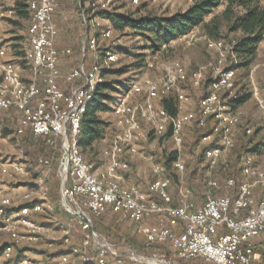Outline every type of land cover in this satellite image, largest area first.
<instances>
[{"label": "built area", "instance_id": "1", "mask_svg": "<svg viewBox=\"0 0 264 264\" xmlns=\"http://www.w3.org/2000/svg\"><path fill=\"white\" fill-rule=\"evenodd\" d=\"M130 1L140 4V0ZM116 3L117 0L80 1L86 25L84 57L87 53L96 56L100 51L104 57L102 62L91 66L83 62L63 72L61 55H71L72 50L58 48L60 30L55 14L60 0H0V136L3 129L14 126L17 138L31 132L60 152L56 167L60 181L58 204L81 230L80 240L72 242L70 226L61 228L60 236H54L52 226L36 219L55 210L49 196L55 155L31 161L0 152V177L16 179L28 175L31 169L38 171L34 189L26 191L20 200H14L0 186V264H181L180 260L264 264V197L255 193L257 187L264 188V168L256 155L247 153L242 157L245 181L237 187L236 196H214L219 182L208 178L206 199L197 204L186 184L183 151L187 126L196 122L199 127L211 128L202 138L207 145L213 144L205 151V161L211 168L220 162L227 164L228 153L236 145L242 112L230 105L231 94L225 96L237 78V68L227 64L230 56L232 64L239 63L235 42L228 45L225 40L199 35L194 28L165 44L162 50L174 47L178 40L188 44L203 41L218 54L219 60L211 68L208 93L201 97L196 109H190L192 97L183 84L202 87L207 80L205 68L190 73L181 60L158 62L156 57L149 58L147 69L159 68L162 76L145 74L122 91L114 101L117 131L108 139L104 163L98 165L86 159L80 142L82 117L99 85L105 82V65L120 62L119 47L123 46L122 38L115 36L110 25L96 22L106 21L97 14L113 9ZM22 7L29 13V25L17 47L13 40H6L2 30L4 22L21 17ZM89 14L97 29L95 34H91ZM170 93L177 95L176 114L158 103ZM253 96L264 115V93L255 87ZM144 124L164 148L171 143L177 154L172 163L178 174L177 202L171 191L173 179L166 175L165 163L155 155L148 158L155 176L148 189L128 180L131 166L124 156L139 154V143L150 136ZM252 133L253 129L247 128L246 134ZM226 184L234 187L236 181L230 177ZM109 210L134 224L136 235L149 253L129 245H125L127 253H122L119 245L95 229V217ZM40 243L57 247L39 253L35 249ZM158 245H166L169 253L152 252Z\"/></svg>", "mask_w": 264, "mask_h": 264}, {"label": "rangeland", "instance_id": "2", "mask_svg": "<svg viewBox=\"0 0 264 264\" xmlns=\"http://www.w3.org/2000/svg\"><path fill=\"white\" fill-rule=\"evenodd\" d=\"M81 0H60V8H63V18L60 21V36L58 38V46L61 51L71 49L72 54L61 55L62 70L68 71L69 69L76 67L84 57V51L82 50L83 41V27L79 18V6ZM117 6L122 13H132L133 15H154V16H167L178 11L187 10L192 4L193 0H140V5L135 7L130 3V0H117ZM61 2H63L61 4ZM264 4V2H263ZM225 4H221L213 13L206 17V22H212L214 19L219 22V36H213L203 25L196 27L199 35L207 34L211 38L217 37L225 40L229 45L237 41V39L243 35L241 31L230 32L229 26L230 20L225 17L224 10ZM62 16V15H61ZM101 25L107 24L106 21L98 19ZM89 23L91 34H95L96 28L92 20L91 14H89ZM29 25L28 19L19 17L17 20H9L4 22L2 34L6 37V40H13V44L16 43V37H24ZM86 29V25L84 26ZM114 33L116 37L122 38L123 46L119 47V53L121 54V60L119 63L105 65L107 69L105 81L111 82L116 85L118 92L112 91L114 100L110 102V109L102 110L98 112V116L105 122L103 135L99 136L91 147L83 148L84 155L86 153V159L95 161L98 165H102L105 161L104 149L108 145V139L113 137L117 131V118L114 113V101L120 97L122 89L131 84L132 81L141 79L145 74L153 78H159L162 76V71L158 68L155 70L147 69V60L156 57V61L162 62L164 60H181L189 72L192 73L200 68H205L207 72V79L210 78L211 68L218 62V54L210 51L207 45L203 41H197L194 44H188L185 41L178 40L176 45L165 50H158L156 52L150 49L152 44L151 40L144 36L138 35L135 31L126 27L124 29H118L114 27ZM102 52H98L95 56L91 54L90 64H95L98 55ZM90 55V54H89ZM142 55L144 58L142 59ZM100 56V55H99ZM104 55H102V62ZM228 65H234L237 68V78L234 87L228 90L225 96L252 94V97L239 107L242 112V120L239 126L238 139L235 147L228 153L227 164L220 162L214 167H210V164L205 161V156L199 169L192 176L187 179V186L193 191V197L196 202H202V195L206 180L208 178L218 179L223 184L226 176L230 174L240 175L242 157L248 153L247 148H252L258 142H264V115L258 105L257 100L253 96L255 87L264 93V40L259 44L257 55L250 66L241 65V57L238 55L239 63L235 65L231 62V56L228 58ZM126 67L127 70L124 74H116L113 70ZM185 90L192 97V104L190 109H196L197 105L205 92V84L202 87L195 88L192 84H183ZM121 90V91H120ZM228 97V98H231ZM140 98H137L139 100ZM159 100L158 103H160ZM10 129H3L0 136V152L7 156L26 157L28 160L34 161L43 155L51 153L46 150L43 145H37V142L27 140V138H17L14 136V126ZM144 128L150 136L147 140L141 141L138 146L139 154L134 156H126V159L131 166L130 171L127 173L128 180L130 182L139 183L145 189L149 188V184L153 179V173L150 161L148 160L150 155H155L156 159L165 162L166 149L171 148V143L163 147L161 140L155 139L154 134L151 132V128L144 124ZM247 128H252L253 133L251 135L246 134ZM199 130L204 133L209 130L208 127L197 128L195 124H191L186 127V137L184 142L183 156L187 161L188 175L195 170V153L193 152L194 143L197 142V132ZM198 131V132H199ZM196 149L201 151L203 147L207 146V143L202 142V139L198 141ZM164 149V150H163ZM197 151V152H198ZM59 152L55 154L54 170L49 178V196L51 202L55 205L53 212H46L36 216V219L42 223H46L53 227V235L60 236L61 228L70 226L72 228L71 241L77 242L81 238V230L74 219L65 214L58 204L60 198V183L57 176L56 167ZM258 163L264 164V151L256 155ZM37 171L31 169L28 175L20 176L16 179L0 177V186L10 190L15 196V200H20L24 193L29 189H34V180L37 176ZM173 174V173H171ZM166 175H170L169 172ZM178 184L175 182L171 186L173 194L177 192ZM96 225L100 227V234L105 237H110L113 241L120 246L122 253H127V243L134 245L131 246L144 253L145 251L142 240L135 233L134 224L128 221L121 220L117 213L113 210L107 211L101 218H96ZM102 229V231H101ZM38 247V248H37ZM56 244L49 248L45 243H40L36 246V252L48 251L49 249L56 248ZM152 252L156 253H169L168 247L156 246ZM261 253L264 257V249L261 248ZM46 260V256H44ZM181 264H199V260L192 262H184L180 260ZM256 264H260L256 262Z\"/></svg>", "mask_w": 264, "mask_h": 264}, {"label": "trees", "instance_id": "3", "mask_svg": "<svg viewBox=\"0 0 264 264\" xmlns=\"http://www.w3.org/2000/svg\"><path fill=\"white\" fill-rule=\"evenodd\" d=\"M263 2L264 0H193V4L185 11H178V12H175L167 16H154V15H149V14L136 16V15H133L132 13H122L117 6V3H118L117 1L116 6L113 9L101 10L98 12L97 16L105 19L107 24L110 25L113 29L114 27L118 29H124L126 27L132 28L136 34L144 36L145 38L151 40L152 44L150 46V49L156 52L158 50L159 51L162 50L165 44H168L170 41L178 38L180 35L200 25H203L204 28H206L213 36H219V29H220L219 22H217L215 19L212 22H206V17L211 15L213 11L215 10V8H217L221 4H225L226 7H225L223 14L231 22L229 26V31L230 32L241 31L243 33V35H241L237 39V41H235V50L242 59L241 65L247 67V66H250L252 62L254 61L257 55L258 46L264 40V4ZM139 5L140 4L135 5V7ZM79 10H80L79 18H80V22L82 24L83 33H84V23L81 18V11H82L81 6H79ZM19 14L22 18L29 19V13L25 7H22L19 10ZM24 38L25 37L17 36L15 46L18 47L20 45V42ZM216 39H221V38L217 37ZM99 55L95 63L100 62L102 59V55L104 54L101 53ZM141 57L143 59L144 55H142ZM90 58H91V54L89 55V53H87V55L83 57V59L79 62L78 65L83 64V62H85L87 66L93 65V64H90L92 63L90 62ZM126 70L127 68L123 67V68L113 70V71L116 74H124ZM106 72H107V69H105L104 71L105 76H106ZM211 81H212L211 78H208L204 82L205 92L203 96L208 93L210 85H211L210 84ZM127 88H128V85L122 90H125ZM117 89L119 90L120 88H118L116 85L112 84L111 82H107V81L99 85L96 91L95 99L89 104L86 113L82 117V123H81L82 133L80 136V142H81L82 148L91 147L92 143L99 136L103 135L102 131L104 129L105 122L99 118L98 112L102 110L110 109V106H109L110 102L114 100V97L112 96L111 93L112 91L118 92ZM66 90L69 91L68 87ZM251 97H252V94H249V93L235 95L229 98V103L233 107L239 108L244 103H246ZM160 100H161L160 101L161 105L165 107L168 111H170L173 114L177 113L176 93H170L167 95H163ZM193 124H195V127L197 128H202V127H199L196 122ZM208 128L209 130L204 133H201L198 129L196 130L197 142L200 141L204 135L210 133L211 128L210 127ZM7 129L11 130L12 128H10L9 126ZM169 135H170V130L168 131L167 136ZM24 138H27L28 141L32 140V141L37 142L38 146L39 144L43 145V147L46 150H49L51 152L47 155H43L44 157L53 156L56 154V152H59L55 150L54 148L42 143L41 140L36 139L31 132L27 133L26 136H24ZM197 142L194 143L195 146L193 148V152L195 153V158H196L195 170H193L192 173H189L188 175L187 173L188 167L186 168L187 179H189L190 175L192 176L194 173L198 171L199 166L202 163V160L205 156L206 149L213 146V144H210V145L203 147L201 151H198L196 149ZM246 150L248 151V153L258 155L264 151V142H258L252 148H247ZM165 153H166V158H165L164 163L166 166V172L167 173L169 172L170 174L169 176L173 179L174 183L175 182L178 183V174L173 169V165H172L173 161L177 157V154L175 150L173 149V147L172 149L171 148L166 149ZM59 155H60V152H59ZM124 157L126 158V156ZM230 177H233L236 181V185L234 187H229L226 184L227 179ZM154 179H155V176H153L152 181ZM244 181L245 179H244V175L242 172V163H241L240 175L238 176L235 174H230L226 176L223 184L219 182L218 180L219 187L213 190V194L216 197L223 196V195L236 196L237 187L240 184H242ZM136 184H139V183H136ZM207 190H208V186H207V180H206L204 190H203V195H202V202L198 203L195 201L197 204H202L205 201ZM173 196H174L175 202H177V194H173ZM28 205H30V203ZM95 229L97 231L100 230V227L96 225V221H95ZM139 239L142 240L140 237ZM108 240L116 244L113 241V239H111L110 237L108 238ZM127 245H131L135 247L134 245L129 244V243H127ZM158 246L167 247L166 245H158ZM262 249H264V247Z\"/></svg>", "mask_w": 264, "mask_h": 264}, {"label": "crops", "instance_id": "4", "mask_svg": "<svg viewBox=\"0 0 264 264\" xmlns=\"http://www.w3.org/2000/svg\"><path fill=\"white\" fill-rule=\"evenodd\" d=\"M63 2H61V4H62ZM63 8L61 7H59V9L57 10V12H56V14H55V18H56V23H57V25H58V27L60 26V21L62 20V18H63V15H64V13H63ZM62 15V16H61ZM58 43H60V42H58ZM62 67V66H61ZM63 72H67V71H64L63 70ZM61 85L64 87V88H66L67 87V84H65V82L63 81V80H61ZM85 156H86V153H85ZM259 165L262 167V168H264V164H260L259 163ZM6 192H7V194L8 195H10V196H12V198L15 200V196L13 195V193L10 191V190H8V189H6ZM255 193H256V195L258 196V197H264V188H262V187H257L256 189H255Z\"/></svg>", "mask_w": 264, "mask_h": 264}, {"label": "water", "instance_id": "5", "mask_svg": "<svg viewBox=\"0 0 264 264\" xmlns=\"http://www.w3.org/2000/svg\"><path fill=\"white\" fill-rule=\"evenodd\" d=\"M134 252L137 253L136 250H134Z\"/></svg>", "mask_w": 264, "mask_h": 264}]
</instances>
